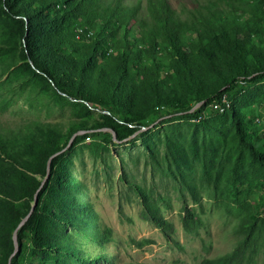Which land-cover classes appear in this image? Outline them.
<instances>
[{
	"label": "trees",
	"instance_id": "obj_1",
	"mask_svg": "<svg viewBox=\"0 0 264 264\" xmlns=\"http://www.w3.org/2000/svg\"><path fill=\"white\" fill-rule=\"evenodd\" d=\"M190 1L193 9L181 17L170 0H0V14L8 20L6 28L0 23V74L22 63L34 82L79 112L102 110L118 139L129 130L127 123L142 121L140 128H147L160 118L192 119L209 127L205 115L218 117L220 127H213L219 151L204 142L201 151L191 145L188 160L171 141L176 152L166 153L156 168L174 179L182 198L186 193L200 204L204 190L238 217L232 249L199 264H253L264 248V134L258 118H246L232 97L264 82V0ZM223 95L229 106L219 112L212 105L222 104ZM88 123L81 119L63 132L41 122L0 129V264H29L31 258L112 264L103 255H84L77 245L76 235L95 234V221L77 198L67 161L82 138L76 134L98 128ZM43 180L37 205L16 229ZM135 186L141 216L173 241V226L159 205L170 208V199ZM180 218L187 233L201 225L185 201Z\"/></svg>",
	"mask_w": 264,
	"mask_h": 264
},
{
	"label": "rangeland",
	"instance_id": "obj_2",
	"mask_svg": "<svg viewBox=\"0 0 264 264\" xmlns=\"http://www.w3.org/2000/svg\"><path fill=\"white\" fill-rule=\"evenodd\" d=\"M170 2L181 17L193 9L190 0ZM7 21L0 14V23L5 28ZM1 60L4 58L0 57V70L5 67ZM19 66L22 67V63L0 74L2 132L31 128L37 122L49 123L62 132L81 119L89 120V126L98 125L87 136L83 131L76 134L82 138L71 148L67 161V172L77 184V198L94 213L95 234L89 239L76 235L77 245L84 255H103L112 264H199L203 258H214L232 249L238 239L236 213L227 212L204 190L200 204L193 203L186 193L182 198L174 179L156 168V163H162L166 153L176 152L171 141L178 150L180 147L185 150L188 160L191 145L201 151L204 142L208 150L219 151L221 143L213 127H220L218 117L205 115L209 127L198 125L192 119L164 122L160 118L147 128H140L142 121L127 123L129 130L118 139L115 131L105 125L110 121L102 110L91 107L86 114L79 112L77 107L50 93L43 82H34V77L23 71V67L19 70ZM262 94L264 82L256 89H246L232 97V102L246 112V118H258L261 135L264 134ZM107 132L111 135H106ZM225 132L230 134L231 128L228 126ZM135 185L170 199V208L159 205L163 216L173 226V241H168L158 228L141 216L142 204ZM184 201L195 208L201 220L195 233H187L181 227L180 209ZM142 239L151 242L143 246L133 242ZM28 263L45 264L39 258H31ZM253 264H264V248Z\"/></svg>",
	"mask_w": 264,
	"mask_h": 264
},
{
	"label": "water",
	"instance_id": "obj_3",
	"mask_svg": "<svg viewBox=\"0 0 264 264\" xmlns=\"http://www.w3.org/2000/svg\"><path fill=\"white\" fill-rule=\"evenodd\" d=\"M199 104H200V103H199ZM199 104H197L196 106H194L193 109H195ZM70 142H71V141H70ZM56 154H57V153H56ZM56 154H55V155H56ZM51 157H52V156H51ZM48 172H49V161H48V163H47V173H46V176L48 175ZM43 182H44V180L42 181L41 185L39 186V188L37 189V191H36L35 194H34V200H33V203H32V205H31V207H30L29 212H28L27 215H26V216L20 221V223L18 224V226H17L16 229H18V227H19L20 225H22V224L25 222V220L31 215L33 209H34L35 206L37 205V201H38V199H37V192H38V190L41 188ZM16 229H15V231H16ZM15 231H14V233H13L14 251H13L12 255H13V254L15 253V251L17 250V240H16V232H15ZM12 255H11V256H12ZM9 262H10V259L8 260V264H9Z\"/></svg>",
	"mask_w": 264,
	"mask_h": 264
},
{
	"label": "built area",
	"instance_id": "obj_4",
	"mask_svg": "<svg viewBox=\"0 0 264 264\" xmlns=\"http://www.w3.org/2000/svg\"><path fill=\"white\" fill-rule=\"evenodd\" d=\"M239 83L244 84L243 81H240ZM221 102H222V104H213L212 105L213 109L218 110L219 112H222L225 107L229 106V101L227 100L225 95L222 96ZM263 106H264V104H263ZM256 120L258 121V119H256Z\"/></svg>",
	"mask_w": 264,
	"mask_h": 264
}]
</instances>
